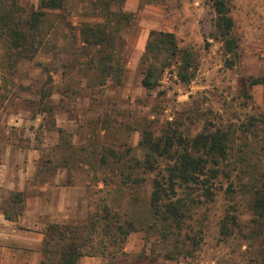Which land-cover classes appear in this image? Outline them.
Masks as SVG:
<instances>
[{"label": "rangeland", "instance_id": "obj_1", "mask_svg": "<svg viewBox=\"0 0 264 264\" xmlns=\"http://www.w3.org/2000/svg\"><path fill=\"white\" fill-rule=\"evenodd\" d=\"M39 1L20 0L23 17L38 11ZM92 4L72 0L67 10L48 12V51L30 60L8 59L0 40V164H14L23 151L43 174L49 163L51 189L66 185V196L79 199L75 224L103 216L115 226L135 223L137 230L111 250L112 258L85 256L79 264H264V222L251 210L253 194L232 163L212 181L209 198L196 188L179 191L195 199L181 232L173 233L187 251L173 253L168 242L162 247L148 209L153 181L167 160L157 157L145 166L143 148L149 136L233 132L264 115V84L250 86L264 76V0L227 1L238 43L233 55L224 51L207 0H125L112 7L128 20L97 18ZM111 22L112 49L100 53L80 42L82 25ZM151 31L172 33L179 48L192 52L189 83L177 79L173 65L155 90L141 86L140 60ZM111 53L114 61L121 58L120 78L99 67ZM256 134L247 147L264 175V126ZM10 197L0 192V209L17 214L5 205ZM93 239L96 244L103 235Z\"/></svg>", "mask_w": 264, "mask_h": 264}, {"label": "trees", "instance_id": "obj_2", "mask_svg": "<svg viewBox=\"0 0 264 264\" xmlns=\"http://www.w3.org/2000/svg\"><path fill=\"white\" fill-rule=\"evenodd\" d=\"M72 0H40L38 11L28 17H23L19 6L20 0H0V40L5 43L9 53L7 58L14 60H30L36 56L40 49L48 51L51 24L48 22V12L67 10ZM125 0H86L93 2L94 16L100 19L116 20L127 15L112 10L113 6L120 7ZM211 3L215 14V27L223 43L224 51L234 54L238 43L233 35L234 22L227 6L228 0H207ZM110 26L101 24L82 25L78 30L80 42L84 47L97 49L98 52L105 48H113V38L108 33ZM99 53V54H100ZM116 53L115 51L113 52ZM114 54L104 55L99 63L101 71L107 77L120 78L123 73L122 65L115 60ZM140 64L143 67L141 86L146 91H153L159 86V81L166 69L176 67L177 79L184 84L189 83L194 77V58L190 50L178 47L172 33L151 31ZM232 66V65H230ZM264 84V76L252 80L250 86ZM259 124L264 126V115L259 118H250L248 123L233 132L217 129L197 135L192 139L180 136H163L153 139L150 136L144 140L145 166L157 157L165 158V168L156 174L153 181L148 211L153 219L151 225L155 233L161 236L162 247L168 242L172 251L184 252L186 243H178L177 235L182 230L184 217L189 214L195 205V199L187 192L186 195L179 191L196 188L202 191L206 198L211 196L209 187L212 181L220 174L226 173L229 165L237 174L246 178L245 191L252 192L251 210L258 222H264V175L261 166L255 162L253 150H249V142L256 134ZM174 140V141H173ZM239 141L243 145L239 151L234 150V144ZM176 141V142H175ZM42 166L45 173L51 174V166L45 163ZM49 166V167H47ZM150 168L149 166H147ZM151 171H154L153 168ZM263 176L261 178V176ZM209 195V196H208ZM23 194L14 192L5 205L17 214L23 208ZM1 206V210H2ZM16 212L11 213L3 209L6 220L13 221ZM102 221L103 225L99 226ZM107 216L100 220L91 219L81 224L50 223L46 226L42 241L41 264H78L82 257H113L111 250L123 242L129 233L137 230L132 221L125 225H112L107 223ZM100 231H98V229ZM98 233V234H97ZM178 233V234H179ZM103 235L102 240L94 244L93 236ZM192 246L197 245L193 239ZM167 243V244H168ZM169 251V252H170ZM187 251V250H185ZM171 253V252H170Z\"/></svg>", "mask_w": 264, "mask_h": 264}, {"label": "crops", "instance_id": "obj_3", "mask_svg": "<svg viewBox=\"0 0 264 264\" xmlns=\"http://www.w3.org/2000/svg\"><path fill=\"white\" fill-rule=\"evenodd\" d=\"M24 154L25 151L20 152L14 164L8 161L0 164V192H19L24 200L13 221L6 220L0 209V264H41L46 226L75 224L72 210L80 207L79 199L66 196V185L51 189V174L41 173L38 162L27 160Z\"/></svg>", "mask_w": 264, "mask_h": 264}]
</instances>
